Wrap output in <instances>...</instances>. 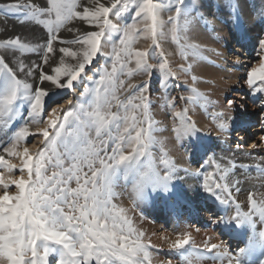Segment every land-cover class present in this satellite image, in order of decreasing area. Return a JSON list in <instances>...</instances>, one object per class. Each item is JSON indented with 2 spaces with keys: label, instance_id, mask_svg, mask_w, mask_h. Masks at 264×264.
<instances>
[{
  "label": "snow or ice",
  "instance_id": "1",
  "mask_svg": "<svg viewBox=\"0 0 264 264\" xmlns=\"http://www.w3.org/2000/svg\"><path fill=\"white\" fill-rule=\"evenodd\" d=\"M183 3L184 0H177V9L168 12L165 20L163 0H0V132L10 126L17 99L23 96L29 103L24 125L3 148L9 157H22V164H12L0 155V167L8 173L17 168L21 172L27 169V179L6 178L0 174L4 189L0 198L7 202L0 209V264H92L93 261L95 264H152L150 245L142 243L143 233L137 232L125 210L113 203L116 196L113 178L121 166L140 168L132 187L135 198L146 185L162 195L170 194L167 182L179 169L167 153L158 163L152 161L150 149L156 129L151 113L150 82L154 72H160L161 88L166 92L172 81L180 77L168 68L166 61L149 64L148 51L134 50L132 45L144 35L159 48V38L170 37L185 61L190 56L200 57V46L189 42L196 18L182 15ZM118 5L121 13L134 5L131 24L121 25L110 19ZM252 19L264 22V0ZM10 20L23 29H40L44 36L34 39L16 32L15 26L9 27ZM73 20L97 30L68 27ZM62 31L75 35L65 39ZM112 32H122V38L106 53L104 41ZM57 54L58 61L54 60ZM101 54L111 58V66L102 65L92 76H86V69ZM28 55L38 57V61L26 63ZM257 56L258 63L248 67L245 82L253 94L264 96V34L258 40ZM133 59L135 67L130 68ZM45 66L51 69V74ZM191 66L189 63L186 68L182 64L179 71L186 73ZM137 71L149 79L142 84L125 85L120 77H130ZM80 79H87L93 85L85 86L80 92V97L85 99H77L75 103L68 100V107L61 104L52 107L47 126L39 130L43 137L40 149L32 155L27 147L20 151L21 141L31 134L28 124L48 112L44 108L48 93L56 88L74 90L77 88L74 82ZM192 80L195 82L196 77ZM121 89L128 93L123 99L117 95ZM192 91L195 100L199 94L194 88ZM227 103L232 112L236 102ZM166 106L175 107L169 101ZM259 108L264 112V99ZM173 116L180 120L172 128L180 142L199 131L193 128L189 133L182 129V125L193 123L187 109L175 111ZM212 119L222 121L223 116L215 113ZM239 119L243 124V115ZM231 120L232 115L227 123H219V128L228 132ZM261 127L264 128V119ZM261 141L264 142V135ZM244 147L235 145L237 150ZM257 147L258 144H252L253 149ZM142 158L149 160L147 167ZM206 165L207 168L214 165V170L199 169L198 173L203 172L204 190L221 203L235 205V214L228 217L230 221L237 225L244 222L261 225L260 236L264 237V200L258 199L255 190L251 191L247 209L243 210L231 196L233 189L239 191L240 182L228 181L237 167L264 173V157L250 165L237 164L232 158L222 164L213 154L208 156ZM11 186L16 188L14 193L8 191ZM219 222H223V217ZM186 245H190L189 234L178 236L168 247L180 250ZM191 247L196 248L194 244ZM205 252L211 253L207 259L219 264H241L245 249L233 252L224 241L205 242L200 258ZM191 256V252L183 256L186 264H193Z\"/></svg>",
  "mask_w": 264,
  "mask_h": 264
},
{
  "label": "bare ground",
  "instance_id": "2",
  "mask_svg": "<svg viewBox=\"0 0 264 264\" xmlns=\"http://www.w3.org/2000/svg\"><path fill=\"white\" fill-rule=\"evenodd\" d=\"M260 2L261 0H191L189 6L184 4L181 8L182 15L196 18L189 42L200 46V57L190 56L189 60L185 61L176 44L172 46L170 42H166L170 40L169 37L159 38V48H164V51L161 49L163 59L179 74L180 78L177 82H182V89L187 96L184 99L179 98V108H173L166 106V95L163 91L150 94L151 113L156 129L153 133L154 144L150 151L154 163H158L167 153L168 158L174 161L175 167L179 170L167 182L170 188V194L167 196L146 185L141 195L135 198L132 187L136 183L140 168L126 169L121 166L113 178V191L116 193L113 203L123 208L132 222V227L137 232L143 233L142 243L150 245L152 264H164L167 260H171L172 264H186L183 256L189 252L192 253L190 259L193 260V264H219L218 261L207 259L211 253L205 252L203 258H200V251L203 250L205 242L220 243L221 241H224L233 252L241 248L245 249L240 257L241 264H260V261L264 260V237L260 236L262 226L251 222L237 225L234 221H230L228 217L235 214V205L221 203L204 190L203 172L198 173L200 165L196 164V161H200L201 169L204 171L214 170V165L207 168L206 161L208 156L213 154L220 162L225 161L224 151L219 150L221 146V148H235L236 144L248 143L251 146L254 144L253 136L249 139L244 137L246 134L241 130L243 127H248L250 135L252 129L255 131L253 135H257V130L264 129L261 127V120L264 117L261 115L257 119L255 116L264 96L260 100L259 94H253L245 82L249 65L258 63V40L261 34H264V22L252 19ZM163 18L166 20L167 14L163 13ZM9 25L15 26L17 31L21 29L15 21L10 20ZM142 39L144 40L142 50H147L151 38L144 36ZM140 43L138 41L136 47ZM189 63L192 65L189 71L186 73L179 71L180 65L183 64L187 68ZM134 67L133 59L130 68ZM46 70L51 74L48 68ZM87 75L89 76L90 73ZM142 75L133 74L130 79L131 84L137 85L143 80L146 81V75ZM193 76L196 77L195 82L192 80ZM29 82L33 81L30 79ZM78 85L80 86L79 82ZM193 88L199 94L195 100L192 99L195 96ZM69 91L71 95L76 90ZM70 95L59 99L52 107L58 104L65 105L70 100ZM180 95L183 97L182 94ZM230 100L236 102L232 112L228 109L227 102ZM247 105L250 106L249 109H245ZM185 109L193 123L182 125V129L189 133L193 128L199 131L191 136H185L180 142L172 132V128L180 123L179 118L173 116V112ZM215 113L222 114V121L212 119ZM50 115L51 109L45 114L42 124L20 144V151L27 147L31 155L37 142L43 138L39 130L47 126L46 122ZM231 115L228 132L221 130L219 123H227ZM241 115H243V124L239 119ZM255 121L256 123H253ZM19 125L15 120L6 133L2 135L0 132V155H4L6 160L18 166L22 164V157H9L3 152V148L9 145V140ZM259 134L256 138L260 137ZM241 154H246V151H242ZM255 155L249 158L258 160L260 157ZM238 158L239 161L240 157ZM142 160L147 167L149 160L147 158ZM0 174L6 178L23 176L27 179L25 170L21 172L19 168L8 173L6 169L0 167ZM236 179L240 182L242 190L238 193L232 192L231 196L239 202L243 210L247 209L251 191L255 190L258 199L264 200V173L243 168ZM3 190L0 185V194H3ZM6 203L0 198V209ZM221 217L223 222H219ZM184 234L190 235V245L180 250L169 249V243ZM192 244L196 248H192Z\"/></svg>",
  "mask_w": 264,
  "mask_h": 264
},
{
  "label": "rangeland",
  "instance_id": "3",
  "mask_svg": "<svg viewBox=\"0 0 264 264\" xmlns=\"http://www.w3.org/2000/svg\"><path fill=\"white\" fill-rule=\"evenodd\" d=\"M41 2H43V0H41ZM85 2H86V0H85ZM101 2H105V0H101ZM190 2H191V0H186V1L184 0V3H183L182 6H184V4L186 6H189L190 5ZM163 3L165 5L168 3L167 6H166L167 9H165V12L166 13L164 12V14L165 15L167 14V16L170 14L168 12L175 11L177 9V7H178L177 0H163ZM182 6H180V8H182ZM132 7L133 8H129L127 11H124V12L121 13L120 12V6L118 5L117 8L113 9L112 14H111L112 16L110 15V19H112L114 23H119L121 25L131 24L132 23V20H133V13H134V10H135L134 5ZM117 15H118V18H116ZM74 26L75 27H79L81 29V31H95V30H97L94 27H89L87 25L82 24L79 20H73L68 25V27H74ZM9 27H12V26L9 25ZM139 27L142 28L143 25L141 24V25H139ZM15 29H17V28L15 27ZM15 31L16 32H23V33L29 35L30 38H34V39H39V38H42L44 36V33L40 29H23V28H21V29H19V31H17V30H15ZM61 35L65 39H72L75 34L74 33L67 32V31H62L61 32ZM121 38H122V32H120V33L112 32L108 36V38L104 41V46H105L104 47V51L106 53H110L111 50H112V44L114 42H116L118 44L119 43V40ZM142 38H144V35H140L135 40V42L137 41L136 44L138 43V41L141 42V43H140V45H138L136 47V44L134 42L133 45H132L133 49H136L138 51H143L142 49H143V45H144V40ZM168 39H170V37ZM151 41L152 40H150V43L151 44L149 43V46L147 47V51H148V63L149 64H152V65H157L158 63L165 61L163 59V54H162V50L164 51V48H161L162 50L160 48H156ZM166 42H168V43L170 42V44H172V46L175 45V42L171 41V39L169 41H166ZM58 47H59V45H58ZM73 47H75V46H73ZM229 54H232V53L229 52ZM58 59H59V54H57L54 57V60L58 61ZM66 60H68V58H66ZM255 60L257 61L258 58L255 59ZM33 61H38V57H36L34 55H28V56L25 57V62L26 63H31ZM105 64L109 65V67H110L111 66V58H109L108 55H103V54L98 55L97 57H95L94 62L89 66V69H86L85 75L88 76L87 74L90 73L89 76H92L93 73L96 71L97 68H99V67H101L102 65H105ZM53 66H56V65L53 64ZM130 66H131V62L129 63V67ZM45 67L47 69V66H45ZM249 67H250V65H249ZM168 68L171 71H173V69H174L173 67H171L169 65H168ZM48 70L51 71L50 68H48ZM137 72L138 73L135 72L134 74H140V73H141V75L143 74L142 72H139V71H137ZM174 72H175V69H174ZM142 76H145V75L143 74ZM160 76H161V73L160 72H154L153 76L151 77L150 94H157V92H162L163 91V93L166 95V98H165L166 101H169L171 103H174L175 108H179V101H180L179 98L181 96L180 94H182L183 97H186L187 96V94L184 93V91L182 89V85H181L182 82L181 83H178L177 80L172 81L171 85L169 86V88L165 92L161 88ZM145 77L147 78L148 76H145ZM120 78L125 81V85H127L129 83L131 84V80H130L131 79V76L129 77L127 75H124V76H121ZM146 78H145V80H148L149 79V77L147 79ZM78 82L80 83V86L78 85ZM143 82H144V80L141 81V83H139V84H142ZM74 84L77 86V88L75 89L76 91L74 93H72L71 95L69 94L70 91L67 88H57V89H54L53 92H49L48 95L45 97V100H44V108H45V111H49L51 109L53 103H55L59 99H64V97L65 96H68V95H70V100H72L74 103L76 102L77 99L83 100L85 98H81L80 97V92L83 90V88L85 86L93 87V85L91 84V82L88 81L87 79H80L77 82H74ZM176 85H179V86H176ZM129 91H131V89H129ZM127 94L128 93L127 92H124L123 89H121L120 91L117 92V95L120 96L122 99ZM258 97H259L260 100L262 99V96L260 94H259ZM63 106L64 107H68L67 103L65 105H63ZM249 108H250L249 105L245 106V109H249ZM113 110H115V109H113ZM13 111H14L15 115H14V117L12 119V122H11L10 126L16 120L17 123L20 124L19 127L16 129V131H17L21 126L24 125L25 119H27V117H28V112H29V103H28V101L25 100L23 96L19 97L17 99V101L13 105ZM261 115L264 117V112H262V110L259 108L258 111L255 112V116L258 119V118H260ZM44 119H45V114H42L40 117H37L36 120L31 121L28 124L30 133H32L34 130H36L42 124V122H43ZM253 123H256V121L253 122ZM7 129H5L3 132H1L2 135L4 133H6ZM241 130L243 131L244 134H246L247 137L244 136L245 138H248L249 139L250 136H251V138L253 136L254 143L258 144V147L255 148V149L250 148L252 146L250 144H248V143H246L245 145L243 144L245 146L244 148H248L247 150L244 149V148H242L240 150H237L236 148H227V147L226 148H221L222 147L221 146L220 149L219 148L218 149L221 150V151H224L223 152V154H224V157L223 158L225 160V161H222L221 162L222 164L227 162V158H232V159H234L237 162V164L250 165V164H254V163L258 162V160H259V159L257 160L256 157H255L256 158V161H255V159L249 158L250 156H253V154H256L255 156H257V157H264V142L261 141V135H264V129H261V130H257L256 131L257 132V135L260 133L259 134L260 135L259 138H256L257 135H253L255 133L254 129H252L250 131L251 135L248 134V131H249L248 130V127H243ZM42 139L43 138H41V140ZM41 140L39 142H37L34 150L31 153V155L34 154L35 152H37L40 149V147H41V143H40ZM22 143H23V141H21L20 144H22ZM242 151H246V154H241ZM238 156L240 157V160L239 161L237 160V159H239ZM196 164L200 165L199 166V169L202 168L201 167L202 166V163L200 161H196ZM242 169L243 168L237 167L236 169L233 170V172L228 177V181H229L230 184H233V182L237 180L236 179L237 178V175L240 174V172L242 171ZM24 170H25V175L27 176V169H24ZM253 170H255V169H253ZM17 174H19V173H16V175ZM234 188H235V185H234ZM238 188H239V191H236L235 189H233L232 192L238 193V192H240L242 190V188L240 187V185H238ZM8 191L10 193H14L16 191L15 186H11L8 189ZM92 264H95V261H93Z\"/></svg>",
  "mask_w": 264,
  "mask_h": 264
}]
</instances>
